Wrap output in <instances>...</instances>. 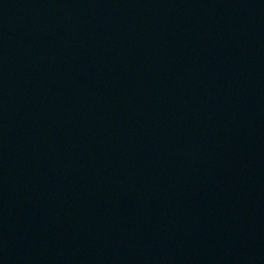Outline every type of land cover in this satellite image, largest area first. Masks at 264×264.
<instances>
[{"label": "water", "instance_id": "water-1", "mask_svg": "<svg viewBox=\"0 0 264 264\" xmlns=\"http://www.w3.org/2000/svg\"><path fill=\"white\" fill-rule=\"evenodd\" d=\"M0 264H264V0H0Z\"/></svg>", "mask_w": 264, "mask_h": 264}]
</instances>
